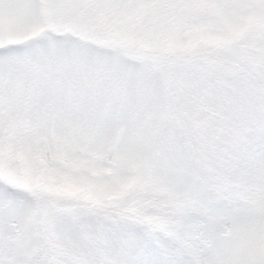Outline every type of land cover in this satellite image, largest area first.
<instances>
[{"label": "rangeland", "instance_id": "rangeland-1", "mask_svg": "<svg viewBox=\"0 0 264 264\" xmlns=\"http://www.w3.org/2000/svg\"><path fill=\"white\" fill-rule=\"evenodd\" d=\"M152 250L264 264V0H0V264Z\"/></svg>", "mask_w": 264, "mask_h": 264}, {"label": "snow or ice", "instance_id": "snow-or-ice-1", "mask_svg": "<svg viewBox=\"0 0 264 264\" xmlns=\"http://www.w3.org/2000/svg\"><path fill=\"white\" fill-rule=\"evenodd\" d=\"M197 196H201L202 194L199 192L194 193ZM149 249L146 247L144 249V252L147 253ZM152 257L151 259L145 258L144 256H141V258L135 260L132 262V264H167L166 261L162 260L159 255L155 252V250H152Z\"/></svg>", "mask_w": 264, "mask_h": 264}]
</instances>
